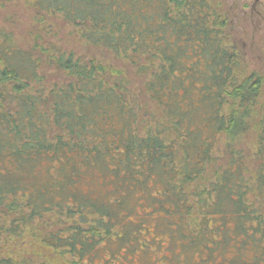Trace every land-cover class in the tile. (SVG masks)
<instances>
[{"label":"trees","instance_id":"trees-1","mask_svg":"<svg viewBox=\"0 0 264 264\" xmlns=\"http://www.w3.org/2000/svg\"><path fill=\"white\" fill-rule=\"evenodd\" d=\"M13 1L32 25L26 40L0 26V264H91L127 244L118 214L135 192L264 264V64L249 71L228 12L213 0L0 7Z\"/></svg>","mask_w":264,"mask_h":264},{"label":"rangeland","instance_id":"rangeland-1","mask_svg":"<svg viewBox=\"0 0 264 264\" xmlns=\"http://www.w3.org/2000/svg\"><path fill=\"white\" fill-rule=\"evenodd\" d=\"M213 1L228 12L231 26L234 28L233 40L241 48L243 58L251 64L249 71L262 68L264 0ZM31 25V11L21 2L13 1L10 5L0 7V26L12 30L20 40L27 39ZM63 33H66L65 30ZM137 193L130 195L128 204L118 214V226L128 232L133 229L127 237V244L125 241L122 242L121 248L118 246L119 249H114L113 244L110 245L111 248L108 250L113 252L105 250L106 254L98 253L97 257L90 260L91 264H244L248 262V252H253L250 245H246L241 251L238 260L235 257L238 239L229 234L221 247L213 248L212 244L221 242L222 229L218 232L213 229H202L201 232L196 231V234H193L194 230L191 231L186 224L180 223L177 215L155 206L151 201V195L139 196L140 193ZM225 226L227 232L231 231V221ZM190 237L196 240L193 245H188ZM122 248L129 249L132 255L123 253ZM209 250L210 254H208ZM129 256L134 260L128 262Z\"/></svg>","mask_w":264,"mask_h":264}]
</instances>
